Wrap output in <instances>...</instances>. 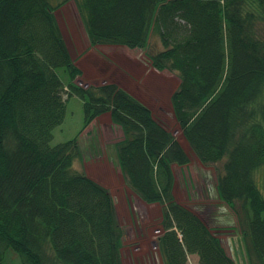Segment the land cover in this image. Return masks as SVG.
<instances>
[{"label":"trees","instance_id":"obj_1","mask_svg":"<svg viewBox=\"0 0 264 264\" xmlns=\"http://www.w3.org/2000/svg\"><path fill=\"white\" fill-rule=\"evenodd\" d=\"M68 1L0 0V264L10 250L20 264H122L110 190L84 171L79 138L51 144L72 96L84 100V130L103 114L122 129L126 184L162 207L163 263L235 264L219 230L175 200L173 166L191 161L176 137L117 85L78 84L56 15ZM74 1L91 46L145 49L156 69L176 73L185 142L204 165L222 164L219 198L244 228L249 264H264V0ZM154 37L163 49L151 52Z\"/></svg>","mask_w":264,"mask_h":264},{"label":"rangeland","instance_id":"obj_2","mask_svg":"<svg viewBox=\"0 0 264 264\" xmlns=\"http://www.w3.org/2000/svg\"><path fill=\"white\" fill-rule=\"evenodd\" d=\"M56 15L69 53L83 73L77 79L78 84L83 87L117 85L149 108L154 119L176 137L190 156L187 167L175 166V200L196 213L212 229L219 230L222 245L235 264H249L242 234L244 228L240 226L237 214L219 198L217 172L222 164L201 163L185 142L176 121L171 102V96L180 83L176 73L156 69L145 49L91 46L74 0L68 1ZM261 34L264 36V31ZM151 48V52L163 49L157 37L151 39ZM58 72L63 82L69 84L70 78L65 69L60 68ZM109 116H99L84 130V100L72 96L67 100L65 120L55 129L51 144L55 146L79 138L84 171L110 190L119 224L124 231L122 264H164L160 251L154 246L162 234L158 232L162 207L158 204L146 205L126 186L114 146L122 141V129L113 125ZM256 180L264 195V166L257 171ZM236 208L238 210L239 206ZM5 254L4 264H20V258L13 250ZM189 264L199 262L189 260Z\"/></svg>","mask_w":264,"mask_h":264},{"label":"crops","instance_id":"obj_3","mask_svg":"<svg viewBox=\"0 0 264 264\" xmlns=\"http://www.w3.org/2000/svg\"><path fill=\"white\" fill-rule=\"evenodd\" d=\"M83 27H84V25H83ZM85 29V28H84ZM88 40H89V38H88ZM135 50H139V49H135ZM110 117V116H109ZM111 118V117H110ZM112 121V120H111ZM111 121H110V123H111ZM113 123V122H112ZM113 125H115V124H113ZM115 126H117V125H115ZM122 135H123V138L121 139V140H123L124 139V134H123V131H122ZM115 146V145H114ZM173 169H175V166H173ZM126 186H128V185H126ZM128 188H129V186H128ZM130 189V188H129ZM131 190V189H130ZM132 192H133V194H135L141 201H143L146 205L148 204V203H146L144 200H142L133 190H131ZM149 205H156V204H149ZM159 205V204H158ZM162 217H163V213H162V211H161V214H160V221L158 222L159 223V230H158V232H161V233H163V228H162V226H161V222H162ZM158 239V238H157ZM154 246L159 250V246H158V243H157V241L154 243ZM123 248V247H122ZM160 256H161V254H160ZM161 259H162V257H161ZM191 259H193V260H191ZM189 260H190V262H193V261H195L196 263L197 262H199V257L197 256V255H191V257H189ZM162 263H163V260H162Z\"/></svg>","mask_w":264,"mask_h":264}]
</instances>
